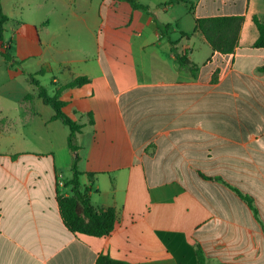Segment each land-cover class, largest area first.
Here are the masks:
<instances>
[{
  "label": "crops",
  "instance_id": "1",
  "mask_svg": "<svg viewBox=\"0 0 264 264\" xmlns=\"http://www.w3.org/2000/svg\"><path fill=\"white\" fill-rule=\"evenodd\" d=\"M153 1L145 12L114 0H16L9 12L2 0L12 60L0 54V264H199V250L206 264H264V48L254 47L264 0ZM232 16L244 17L237 48L213 51L196 20ZM157 21L172 26L196 76L178 67ZM55 23L78 39L59 43ZM32 75L50 97L89 79L60 97L84 126L78 152ZM77 156L93 207L117 212L108 236L63 222L58 195L72 196L62 182Z\"/></svg>",
  "mask_w": 264,
  "mask_h": 264
},
{
  "label": "trees",
  "instance_id": "2",
  "mask_svg": "<svg viewBox=\"0 0 264 264\" xmlns=\"http://www.w3.org/2000/svg\"><path fill=\"white\" fill-rule=\"evenodd\" d=\"M119 2H127L134 10H141L150 12V8L138 0H114ZM185 2V0H170L165 4L169 6L171 4ZM8 21V17L4 14L2 9V0H0V54L3 55L7 60H11L9 54L10 45H6L4 41V25ZM244 22L243 16H232V17H208L199 18L196 20V30L200 32L211 48L215 52L222 54H232L238 46L240 31ZM254 22L259 30V38L254 44L255 48H264V21L258 16H254ZM157 26L162 34L163 38L168 39L171 49L175 55L177 65L180 69L190 70L194 76H196L199 67L191 61L187 53H181L178 51L177 42H174L170 36V30L172 28L169 24H162L157 21ZM183 38H189V35L181 32ZM259 71L264 72V67L260 68ZM34 85L39 89V96L46 104L51 105L55 110L53 120H61L70 130L68 137L69 148L73 152H78L79 147L75 143V139L78 133H81L84 126L77 123L64 112L66 103L60 99L61 94L64 90L69 88L81 87L89 83V79L81 77L73 82L60 87L55 96L50 97L47 89L35 79V76H30ZM91 124L93 123L92 115ZM77 156L73 167V178L68 182H62L63 186H70L72 196L58 195V205L63 218V222L69 231L72 233L85 234L94 237H105L110 235L117 224V212L115 209L110 208L107 210H98L91 204L90 190L83 189L80 176L81 173L77 169ZM222 181L221 179H217ZM58 187L62 186L60 181L57 183ZM231 187V186H230ZM236 191L240 197L247 202L249 207L257 215V209L254 205V200L238 189L231 187ZM199 264H206L203 252L198 251ZM97 264H130L122 261H117L109 256H100L97 260Z\"/></svg>",
  "mask_w": 264,
  "mask_h": 264
},
{
  "label": "rangeland",
  "instance_id": "3",
  "mask_svg": "<svg viewBox=\"0 0 264 264\" xmlns=\"http://www.w3.org/2000/svg\"><path fill=\"white\" fill-rule=\"evenodd\" d=\"M16 0H4V3H5V8H6V10L7 11H9V12H14L13 11V3L15 2ZM26 1L27 0H22V2H24V3H26ZM33 2H36L37 0H32ZM83 1V3H85V0H82ZM139 2H142V3H144V2H152V0H138ZM155 1V0H154ZM153 1V2H154ZM60 7H63V6H60ZM54 26H56L57 27V29H59V38L57 39L58 40V42L59 43H61L62 45L63 44H65V43H67L68 41H72V39L75 37L76 39H78L77 38V36L78 35H75L76 33H73L72 32V30L68 27V28H66V29H63V27H62V25L59 23V24H57V23H55L54 24ZM80 37H81V39L79 38V42H81L83 45H88V43H86L87 41H89L90 40V37H89V35L88 34H86L84 31H82L81 33H80ZM38 41V40H37ZM10 54V53H9ZM68 53H65V55H64V57H68ZM0 59H1V57H0ZM11 60H12V58H11ZM1 61V60H0ZM36 60H33V59H31L30 60V63H34ZM3 70H5L6 71V69H4L1 65H0V71H3ZM38 70H40V69H38ZM50 84V83H49ZM49 88H53L52 86H51V84L49 85ZM50 91L52 92V89H50ZM21 110V114H20V116H22V109H20ZM24 117V116H23ZM17 129H16V133H17V135H18V137H21L22 138V136H26V123H24L23 124V122L20 124V125H18L17 127H16ZM67 192H69L70 193V191H67Z\"/></svg>",
  "mask_w": 264,
  "mask_h": 264
}]
</instances>
